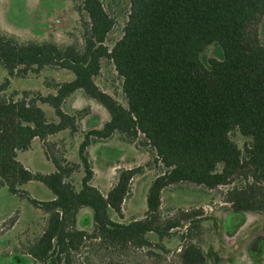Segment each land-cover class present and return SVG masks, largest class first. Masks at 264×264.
Masks as SVG:
<instances>
[{"label": "trees", "instance_id": "obj_1", "mask_svg": "<svg viewBox=\"0 0 264 264\" xmlns=\"http://www.w3.org/2000/svg\"><path fill=\"white\" fill-rule=\"evenodd\" d=\"M71 2L82 44L20 42L0 31V65L7 71L0 85V189L28 199L45 221L27 254L37 264H131L126 251L132 248L147 250L137 257L143 264H173L163 241L178 236L180 264H205L203 211L163 218L162 197L189 185L205 193L226 188L223 203L233 211L264 212V43L256 29L264 28V0H129L123 35L111 48L115 19L103 1ZM210 46L221 54L204 59ZM104 60L122 79L126 105L96 83ZM47 68L74 78L49 80L47 95L11 89L12 79ZM113 139L145 148L158 168L146 212L127 223L124 206L144 167L119 169L105 194L93 185L90 149ZM37 140L53 172H34L19 161ZM32 182L53 197L33 198L24 189ZM84 210L91 212L86 225ZM182 220L185 233L176 232Z\"/></svg>", "mask_w": 264, "mask_h": 264}, {"label": "rangeland", "instance_id": "obj_2", "mask_svg": "<svg viewBox=\"0 0 264 264\" xmlns=\"http://www.w3.org/2000/svg\"><path fill=\"white\" fill-rule=\"evenodd\" d=\"M108 12L115 19V27L109 35L107 44L111 48L123 35V28L129 13V0H102ZM75 2L71 0H0V31L20 42L54 41L60 45L72 43L82 44V30L79 15L75 10ZM86 18V17H85ZM260 40L264 43L263 24L256 27ZM220 50L210 46L204 54L208 57H218ZM7 78V71L0 65V85ZM74 75L67 70L47 68L40 74L27 78L12 79L11 89L36 91L47 95L53 92L47 87L49 80L68 82ZM97 85L108 94L115 97L121 104L126 105L122 89V79L115 71L109 60L102 62L100 75L96 78ZM47 116L53 118V111L48 105H42ZM62 135V136H66ZM62 136H59L62 137ZM57 138V139H59ZM236 140L243 145L244 138L236 135ZM146 149L138 150L135 146L113 139L91 147L90 155L94 166L93 185L107 193L112 187L119 169L144 167L143 172L133 182V194L125 204L123 222L127 223L132 217H141L147 210V193L157 173L156 163ZM77 147L71 151L70 158L78 157ZM19 161L34 172L50 173L54 168L46 160L40 142L37 140L34 148L28 152L19 153ZM83 174L76 175L78 188ZM35 199L48 200L53 194L45 185L32 182L24 187ZM226 188L205 193L193 186H183L180 189L169 188L163 193L162 217L180 219L183 212L203 211L204 235L201 248L206 256L205 264H264V212L245 213L235 212L230 204L223 203ZM89 210H84L80 222L88 224ZM87 216V219H86ZM44 215L35 210L28 199L11 194L8 189H0V264H37L27 254V247L39 235L44 226ZM182 228L176 232L185 233L188 222L182 220ZM196 232V231H195ZM179 237L174 236L164 240V246L170 251L163 254L166 261L180 264L177 257ZM158 243V237H153ZM147 250L139 252L128 249L131 264H143L138 256H143ZM155 251V252H154ZM163 253L152 250V253ZM86 253V250L84 251ZM152 261H155L153 259ZM130 263V262H129ZM165 262L161 260V264ZM155 264V263H154ZM156 264H159L156 262Z\"/></svg>", "mask_w": 264, "mask_h": 264}, {"label": "crops", "instance_id": "obj_3", "mask_svg": "<svg viewBox=\"0 0 264 264\" xmlns=\"http://www.w3.org/2000/svg\"><path fill=\"white\" fill-rule=\"evenodd\" d=\"M35 142H36V141H35ZM35 142H34V143H35ZM23 164H24V163H23ZM26 167H27V166H26ZM27 168H28V167H27ZM29 169H30V168H29Z\"/></svg>", "mask_w": 264, "mask_h": 264}]
</instances>
